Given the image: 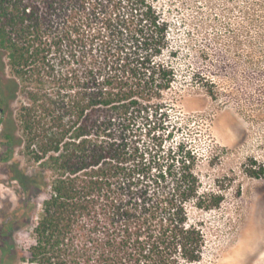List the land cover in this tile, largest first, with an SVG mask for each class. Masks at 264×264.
Here are the masks:
<instances>
[{
  "label": "trees",
  "instance_id": "1",
  "mask_svg": "<svg viewBox=\"0 0 264 264\" xmlns=\"http://www.w3.org/2000/svg\"><path fill=\"white\" fill-rule=\"evenodd\" d=\"M171 31L160 0H0V125L22 83V147L40 167L22 187L43 196L26 264L202 261L188 206L224 196L201 193L197 153L174 143Z\"/></svg>",
  "mask_w": 264,
  "mask_h": 264
},
{
  "label": "rangeland",
  "instance_id": "2",
  "mask_svg": "<svg viewBox=\"0 0 264 264\" xmlns=\"http://www.w3.org/2000/svg\"><path fill=\"white\" fill-rule=\"evenodd\" d=\"M258 3L160 0L177 55L179 77L165 95L180 127L174 143L188 141L197 153L201 193L224 196L213 210L188 206L206 240L197 264H264V13ZM2 71L12 75L7 61ZM21 107L22 83L0 125V264H26L43 202L35 183L29 193L22 187V173L35 178L40 167L22 147ZM5 135L14 138L10 147Z\"/></svg>",
  "mask_w": 264,
  "mask_h": 264
}]
</instances>
